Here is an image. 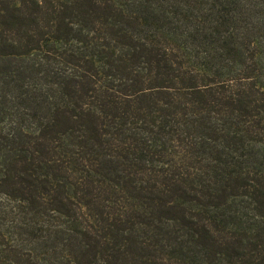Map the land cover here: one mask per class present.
Masks as SVG:
<instances>
[{
  "label": "trees",
  "instance_id": "trees-1",
  "mask_svg": "<svg viewBox=\"0 0 264 264\" xmlns=\"http://www.w3.org/2000/svg\"><path fill=\"white\" fill-rule=\"evenodd\" d=\"M0 264H264V0H0Z\"/></svg>",
  "mask_w": 264,
  "mask_h": 264
}]
</instances>
